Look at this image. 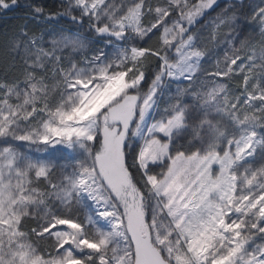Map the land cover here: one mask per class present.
Instances as JSON below:
<instances>
[{"label":"snow or ice","instance_id":"snow-or-ice-1","mask_svg":"<svg viewBox=\"0 0 264 264\" xmlns=\"http://www.w3.org/2000/svg\"><path fill=\"white\" fill-rule=\"evenodd\" d=\"M0 264H264V0H0Z\"/></svg>","mask_w":264,"mask_h":264},{"label":"trees","instance_id":"trees-1","mask_svg":"<svg viewBox=\"0 0 264 264\" xmlns=\"http://www.w3.org/2000/svg\"><path fill=\"white\" fill-rule=\"evenodd\" d=\"M40 2L44 3L46 7H51L53 4V0H40ZM9 16L13 15V13H9Z\"/></svg>","mask_w":264,"mask_h":264},{"label":"rangeland","instance_id":"rangeland-1","mask_svg":"<svg viewBox=\"0 0 264 264\" xmlns=\"http://www.w3.org/2000/svg\"><path fill=\"white\" fill-rule=\"evenodd\" d=\"M117 2H118V0H117Z\"/></svg>","mask_w":264,"mask_h":264}]
</instances>
